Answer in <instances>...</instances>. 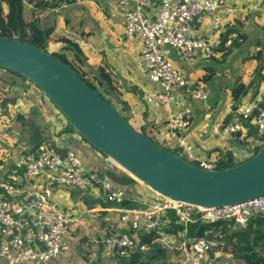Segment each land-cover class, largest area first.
<instances>
[{"label": "crops", "instance_id": "1", "mask_svg": "<svg viewBox=\"0 0 264 264\" xmlns=\"http://www.w3.org/2000/svg\"><path fill=\"white\" fill-rule=\"evenodd\" d=\"M87 2H93L92 6L98 5L102 9L104 19L97 30L87 21V8L84 7ZM10 8L12 6L6 0H0V20L16 31L17 26L9 16ZM21 8L24 22L36 15L40 18L41 27L53 25L54 36L64 37L77 44L81 61L74 57L72 50L65 49V42L50 44L49 51L65 53L68 60L72 57L75 66L86 72L87 76L93 77L100 66L106 69L119 90V101L111 97L112 103L120 114L129 115L134 129L143 128L149 135L160 140L169 116L182 108H188L191 124L180 137L188 140L192 149L185 151L176 146L175 140L165 142L167 147L177 149L181 157L192 163H197V158H200L218 165L228 155L236 160H239V156L247 158L243 149L232 144L233 138L214 134L210 131V126L219 120L226 104L249 99L264 80V0H225L221 10L231 9L225 15V20L229 21L226 30L235 29L236 37L229 46H219L217 57L197 58L189 62L180 59L175 52L168 53L169 58L178 57L179 62L175 66L184 77L203 85L210 97H228L219 110L216 109L217 103L208 99L193 100L190 105L188 99L191 98L185 97L168 109L146 102L145 94L157 91L160 87L149 81L136 67L135 60L142 49L141 38L137 36L127 40L123 37L125 8L114 0H73L71 3L46 9L37 7L35 0H22ZM209 26V22L205 20L198 28L205 32ZM237 34L240 41H235ZM237 84L244 88L240 90L239 100H234L233 89H236ZM55 117L56 106L37 86L27 78L0 67V175L6 172L15 157L34 150L40 143L48 142L73 149L90 169L106 171V174L115 173L126 179L128 184L118 185L128 191L130 206L138 205V199L142 197L140 192L144 197H150L151 193L131 175L109 162L108 158H102L103 154L95 148L91 149L78 132L67 128L68 122H64L61 117L58 122L54 120ZM82 190L73 188L55 196L72 213L70 249L50 264H188L180 248L184 235L180 225L175 223L170 214L164 219L163 233L169 235L171 248L155 241L145 252H133L127 257L107 255L102 241L104 232L118 231L121 228L114 210L118 203L106 201L103 192L88 190L96 202L86 208L81 203V197L84 198L87 192ZM84 214L88 217L85 218ZM208 234L214 237V245L227 246L225 257L238 253V264H256L252 258L251 263L243 258L244 254L251 255V252L259 258L257 264H264V214L250 218L245 227H238L229 220L222 221L219 226L211 227L206 236ZM154 236L155 234L149 235L146 241L149 242Z\"/></svg>", "mask_w": 264, "mask_h": 264}, {"label": "built area", "instance_id": "2", "mask_svg": "<svg viewBox=\"0 0 264 264\" xmlns=\"http://www.w3.org/2000/svg\"><path fill=\"white\" fill-rule=\"evenodd\" d=\"M114 1L125 8L123 37L127 40L141 38L142 49L136 57V67L160 87L145 94L146 102L168 109L185 97L207 100L208 90L184 77L168 57L167 48L189 62L217 57L219 46H229L236 37L234 31L226 30L229 21L225 20V15L231 9L221 10L225 0ZM205 20L210 26L201 32L198 26ZM190 124L188 108L172 113L159 141L175 140L176 146L190 151L191 143L180 137ZM250 126L257 128L259 139L251 137ZM210 131L224 138L250 142L253 150L260 146L264 142V80L249 99L226 104ZM55 145L62 153L52 148L51 143L39 144L34 150L15 157L0 175V264H50L69 251L68 225L72 213L55 196L73 188L103 192L106 201L118 203L114 210L121 228L105 231L102 240L109 256L127 257L133 252H145L155 241L171 248L169 235L163 233L164 219L170 214L185 238L180 245L185 261L201 264L214 245V237L210 241L206 235L186 236L192 224L210 225L229 220L238 227H245L250 218L264 214V194L235 205L202 207L162 196L134 177L151 195L146 198L140 192L138 205H123L127 190L108 177L100 179L98 171L85 166L73 149ZM244 152L248 158L250 152ZM197 159V166L217 169L213 161ZM151 234L155 236L146 241Z\"/></svg>", "mask_w": 264, "mask_h": 264}, {"label": "water", "instance_id": "3", "mask_svg": "<svg viewBox=\"0 0 264 264\" xmlns=\"http://www.w3.org/2000/svg\"><path fill=\"white\" fill-rule=\"evenodd\" d=\"M60 1L52 0L50 4L53 6ZM0 67L31 81L90 145L162 196L214 207L239 204L264 194V142L255 152L250 142L234 139L232 144L250 153L254 151L253 155L232 167L206 170L135 130L69 65L37 46L0 37ZM249 133L253 139L260 138L255 127L250 126ZM51 147L62 153L55 144ZM98 177H108L120 185L128 184L115 173L98 171ZM207 239L211 241L212 234H208ZM226 250V245H212L201 264H238L239 254L225 257Z\"/></svg>", "mask_w": 264, "mask_h": 264}, {"label": "trees", "instance_id": "4", "mask_svg": "<svg viewBox=\"0 0 264 264\" xmlns=\"http://www.w3.org/2000/svg\"><path fill=\"white\" fill-rule=\"evenodd\" d=\"M6 1H7V3L9 5L12 6V8H10V11H9V16H10L11 20L16 24L17 29H16V31H14L10 26H8L7 24H5L4 22H2L0 20V23H1L0 24V37H7V38H11V39H17V40L22 41L24 43L32 44V45L37 46L38 48L50 53L55 58L59 59L60 61L64 62L65 64L69 65L75 71V73L79 76L80 79L85 81L91 88H93L95 90H98L100 92V94L102 95V97L107 102H109L110 104H112L114 106V104L112 103V100H110L111 97L113 99H115L116 101H119V98H118L119 90L117 89V86L114 83V80L108 74V72L106 71V69L103 66H100L97 69V73L93 76V78H91L92 80H90L87 77L86 72H84L83 70L79 69L77 66H73L71 64V62L68 60V58L65 55V53L58 52V51H49L48 50V47H49L50 44H53V43H56V42H65L66 43L65 49L72 50L73 53H74V57L76 59H78V61L79 60L81 61V59L79 58L77 44L69 41L68 39H66L64 37L61 38V37L54 36L52 34L53 30H54V26L53 25H48V26L41 27L40 26V18L38 16H36V15L33 16L30 21L24 22L22 20V14H21L22 0H6ZM51 1L52 0H35V4L40 9H46V8L58 7L61 4H63V3H71L73 0H61L59 3H57V4L53 5V6L50 4ZM229 31H235V29H233V30L230 29ZM237 36L238 37L235 39V41H240V40H238V39H240L239 34H237ZM46 42H47V45H45ZM9 71L12 72V73H15V72H13L11 70H9ZM15 74H17V73H15ZM17 75L21 76L20 74H17ZM21 77L25 78L23 76H21ZM93 82L96 83V85ZM242 87L244 88L243 85L237 84V86L235 87L236 89L235 90L233 89V99L234 100H239V98L241 96L240 95V93H241L240 90L243 89ZM257 89H258V87L256 88V90ZM119 114H120V112H119ZM68 126L71 128L72 131H75L73 129V127L69 123L67 124V128H68ZM63 131H65V130H63ZM63 131H62V133H63ZM139 132L144 134L145 136H147L148 138H150L154 142L159 143L157 141V139L154 138L152 135H149L145 131V129L141 128V129H139ZM83 139L85 141H87L85 138H83ZM161 146H163V145H161ZM260 146L258 145V146L255 147V152L260 148ZM164 148H166L170 152L180 156V154L178 153L177 149H172L171 147H164ZM245 159H247V158H245ZM242 161L236 160L233 156L228 155L225 159L219 161V163H218L216 168L217 169H225V168L237 165V164L241 163ZM194 164H197V163H194ZM130 201H131L130 198L127 197L126 199L123 200L122 204L123 205H127V204H129ZM220 224H221V222H216V223L210 224V225H206V224H202V223H199V222H195L187 230L186 236H189V237L204 236L209 231H211V227L215 228V227L219 226ZM180 229H181V227H180ZM253 255H255L253 252H251V255H247V256L244 254L243 258L246 261H248L249 263H251V258H252V261H254L256 264L259 263L258 260H257L259 258L255 257Z\"/></svg>", "mask_w": 264, "mask_h": 264}, {"label": "rangeland", "instance_id": "5", "mask_svg": "<svg viewBox=\"0 0 264 264\" xmlns=\"http://www.w3.org/2000/svg\"><path fill=\"white\" fill-rule=\"evenodd\" d=\"M96 3H98V1H96ZM93 5V2H87V3H84V7H86L87 8V11H86V16H87V21L90 23V24H93V26L95 27V29L97 30L98 28H99V26L98 25H100V24H102L103 23V15H102V9H100V8H98V5L96 6V5H94V6H92ZM67 13H70V12H67ZM66 13V14H67ZM100 34H101V32H100ZM57 48V47H56ZM167 49H169V51H171V53H173L174 51H173V49L172 48H167ZM175 54V53H174ZM70 56H71V54H69ZM170 59L172 60V62H173V64L174 65H177L178 64V62H179V59H178V57L177 56H173V59L170 57ZM69 61L71 62V64L73 65V66H75L76 64H75V62H74V60L72 59V57H69ZM89 74L91 75L92 73L89 71ZM90 80H92L91 78H93L92 76H87ZM94 83V82H93ZM95 85H96V83H94ZM110 99V98H109ZM227 99H228V97H225V96H220V97H210L209 96V98H208V100L209 101H215L216 103H217V106H216V109L217 110H219V109H221L222 107H223V105L225 104V102L227 101ZM111 100V99H110ZM188 102H189V104L190 105H192V103L194 102L193 101V99H188ZM56 115H57V117H55V119L54 120H58V122H60V119H59V117H61L62 118V120L64 121V122H66L67 123V121H66V118H65V116L59 111V109H57V107H56ZM63 117H62V116ZM125 118L129 121V119H130V117H129V115H127V116H125ZM129 123L131 124L132 122H130L129 121ZM68 129L69 130H71V128L68 126ZM136 130V129H135ZM137 131H139L138 129H137ZM249 138V137H248ZM83 141H84V139H83ZM157 141L161 144V145H163L164 147H167L168 145L166 144V143H164L163 141L162 142H160L159 141V139H157ZM262 141H264V136H262ZM45 144L46 143H48V142H44ZM1 144V143H0ZM40 144H42V143H40ZM89 146H90V148L92 149V148H94L92 145H90V143H87ZM97 150V149H96ZM98 151V150H97ZM255 151V150H254ZM254 151L253 152H251L250 153V156H252L253 155V153H254ZM178 153L180 154V152L178 151ZM182 155V154H181ZM102 156V158H107L106 156H104V155H101ZM249 156V157H250ZM238 158V157H237ZM239 161H244V160H246L245 159V157H241V156H239ZM113 164H115L114 162H113ZM116 165V164H115ZM117 166V165H116ZM103 172H106V171H103ZM83 191V190H82ZM76 192V191H75ZM74 192V193H75ZM84 192H87V193H85L84 194V198H82L81 197V195H80V197H81V199H82V201H81V203H83V205L86 207V208H88L89 206H93L94 204H95V202H96V200H94V196L93 195H91L90 194V192L88 191V190H86V191H84ZM75 194H78V193H75ZM82 195H83V193H82ZM78 197H79V194H78ZM97 198V197H96ZM97 199H99L100 200V198H97ZM84 217L85 218H87L88 217V215H84ZM70 225L71 224H69L68 225V229L70 230ZM85 228V227H84ZM262 260V259H261Z\"/></svg>", "mask_w": 264, "mask_h": 264}]
</instances>
